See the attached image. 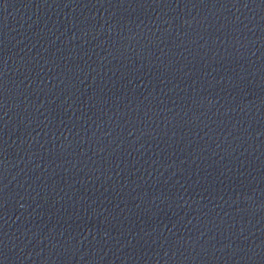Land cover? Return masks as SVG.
<instances>
[{
    "label": "water",
    "instance_id": "obj_1",
    "mask_svg": "<svg viewBox=\"0 0 264 264\" xmlns=\"http://www.w3.org/2000/svg\"><path fill=\"white\" fill-rule=\"evenodd\" d=\"M264 51V0H0V198L106 126Z\"/></svg>",
    "mask_w": 264,
    "mask_h": 264
}]
</instances>
